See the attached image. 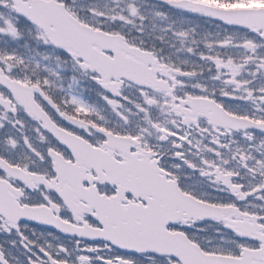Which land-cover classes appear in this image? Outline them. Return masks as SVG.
<instances>
[{"label": "snow or ice", "instance_id": "obj_1", "mask_svg": "<svg viewBox=\"0 0 264 264\" xmlns=\"http://www.w3.org/2000/svg\"><path fill=\"white\" fill-rule=\"evenodd\" d=\"M0 264H264V0H0Z\"/></svg>", "mask_w": 264, "mask_h": 264}]
</instances>
